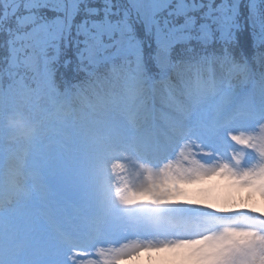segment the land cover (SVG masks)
Here are the masks:
<instances>
[{
  "label": "snow or ice",
  "instance_id": "obj_1",
  "mask_svg": "<svg viewBox=\"0 0 264 264\" xmlns=\"http://www.w3.org/2000/svg\"><path fill=\"white\" fill-rule=\"evenodd\" d=\"M215 179L264 200V0H0V264H264Z\"/></svg>",
  "mask_w": 264,
  "mask_h": 264
},
{
  "label": "rangeland",
  "instance_id": "obj_2",
  "mask_svg": "<svg viewBox=\"0 0 264 264\" xmlns=\"http://www.w3.org/2000/svg\"><path fill=\"white\" fill-rule=\"evenodd\" d=\"M8 121L4 122V126L10 129L20 127L19 134L6 135L3 132V142L14 148H23L26 146L29 135L33 132L29 121L22 122L23 119L7 117ZM14 128V129H15ZM25 135L27 136L24 137ZM9 137V138H8ZM19 137V138H17ZM187 197L179 195L178 199L182 202L185 198L190 200L205 199L210 205L216 207L243 208L245 205L255 206L264 203L258 194L249 192L246 189H234L227 185V182L218 179L206 181L200 185H191L187 189ZM231 195L232 199H228ZM227 200V203L225 201ZM70 210V208H69ZM75 215V214H74ZM170 254L164 252H141L138 256L121 261V264H166Z\"/></svg>",
  "mask_w": 264,
  "mask_h": 264
},
{
  "label": "clouds",
  "instance_id": "obj_3",
  "mask_svg": "<svg viewBox=\"0 0 264 264\" xmlns=\"http://www.w3.org/2000/svg\"><path fill=\"white\" fill-rule=\"evenodd\" d=\"M245 207H251V206H249L247 204V205H245ZM255 208H256L257 211H264V203H260L258 205H255Z\"/></svg>",
  "mask_w": 264,
  "mask_h": 264
}]
</instances>
